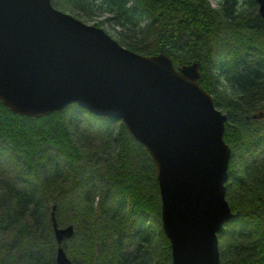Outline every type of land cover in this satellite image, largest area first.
<instances>
[{"label":"trees","instance_id":"trees-1","mask_svg":"<svg viewBox=\"0 0 264 264\" xmlns=\"http://www.w3.org/2000/svg\"><path fill=\"white\" fill-rule=\"evenodd\" d=\"M122 46L196 62L198 84L227 118L225 197L234 216L218 232L219 264H264V22L254 0H51ZM53 206H55L53 210ZM58 226L72 264H170L155 163L120 120L76 103L42 117L0 101V264H56Z\"/></svg>","mask_w":264,"mask_h":264},{"label":"water","instance_id":"water-1","mask_svg":"<svg viewBox=\"0 0 264 264\" xmlns=\"http://www.w3.org/2000/svg\"><path fill=\"white\" fill-rule=\"evenodd\" d=\"M254 1L264 22V0ZM200 76L196 62L132 51L51 0H0V101L27 117L76 103L120 120L155 163L170 264H219L217 234L234 216L227 116ZM52 227L56 264H72L62 243L73 225L58 226L52 211Z\"/></svg>","mask_w":264,"mask_h":264},{"label":"rangeland","instance_id":"rangeland-1","mask_svg":"<svg viewBox=\"0 0 264 264\" xmlns=\"http://www.w3.org/2000/svg\"><path fill=\"white\" fill-rule=\"evenodd\" d=\"M209 2L213 7H217V0H209ZM76 18L80 19L81 21H83L84 23L89 24V25H94L93 23H94L95 19H97V17H95L93 20H91V19H88L87 17L83 16L82 14ZM99 27L103 28L110 36H112L114 39H116L115 29H118V27L112 26L108 22H104L103 25L99 26Z\"/></svg>","mask_w":264,"mask_h":264}]
</instances>
